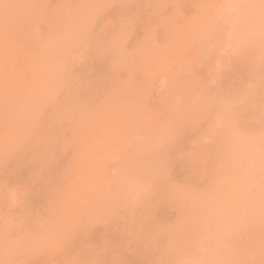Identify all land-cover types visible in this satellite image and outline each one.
Listing matches in <instances>:
<instances>
[{
  "label": "rangeland",
  "instance_id": "obj_1",
  "mask_svg": "<svg viewBox=\"0 0 264 264\" xmlns=\"http://www.w3.org/2000/svg\"><path fill=\"white\" fill-rule=\"evenodd\" d=\"M220 2L0 0V264H264V42Z\"/></svg>",
  "mask_w": 264,
  "mask_h": 264
},
{
  "label": "clouds",
  "instance_id": "obj_2",
  "mask_svg": "<svg viewBox=\"0 0 264 264\" xmlns=\"http://www.w3.org/2000/svg\"><path fill=\"white\" fill-rule=\"evenodd\" d=\"M217 13L236 42L256 35L264 42V0H221ZM257 138L264 140V129Z\"/></svg>",
  "mask_w": 264,
  "mask_h": 264
}]
</instances>
